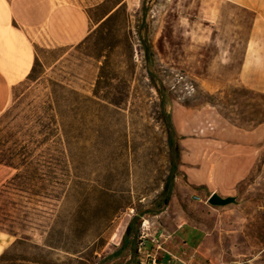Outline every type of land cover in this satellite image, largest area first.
I'll list each match as a JSON object with an SVG mask.
<instances>
[{
  "label": "rangeland",
  "instance_id": "1",
  "mask_svg": "<svg viewBox=\"0 0 264 264\" xmlns=\"http://www.w3.org/2000/svg\"><path fill=\"white\" fill-rule=\"evenodd\" d=\"M103 1L71 0L89 13L93 29L74 47L36 43L31 80L13 88L11 115L0 124V153L11 146L9 135L26 139L27 119L43 105L51 83L67 87L66 202L60 208L42 200L50 203L45 205L2 186L0 264H138L135 243L144 225L150 233L180 212L212 223L209 196L197 197L202 189L190 186L180 171L181 156H191V146L181 145L177 133L179 159L168 180L174 167L166 116L187 132L213 121L242 130L264 124V93L239 79L251 11L223 0H123L121 12L99 27L112 5L96 8ZM145 44L152 47L147 61ZM94 92L97 105L89 102ZM261 156L264 163V149ZM8 170L7 181L16 173ZM262 182L257 191L240 188L232 196L237 213L246 216L240 249L247 255L264 248ZM56 218L53 240L79 253L47 246Z\"/></svg>",
  "mask_w": 264,
  "mask_h": 264
},
{
  "label": "crops",
  "instance_id": "2",
  "mask_svg": "<svg viewBox=\"0 0 264 264\" xmlns=\"http://www.w3.org/2000/svg\"><path fill=\"white\" fill-rule=\"evenodd\" d=\"M70 1L0 0V117L10 108L13 88L32 71L36 43L74 47L93 29L86 11ZM223 1L253 14L239 79L249 89L264 93V0ZM174 127L181 145L191 146V156H181L180 171L190 186L202 189L197 197L213 193L232 197L240 188L245 193L259 189L264 180V124L242 130L213 121L187 132L176 121ZM8 169L0 164V188L11 175ZM231 205L207 206L211 224L185 219L180 212L152 230L151 237L160 244L157 264H264V248L249 255L240 249L246 239V216ZM178 220L182 221L175 226L170 222ZM149 248L155 252L154 244Z\"/></svg>",
  "mask_w": 264,
  "mask_h": 264
},
{
  "label": "trees",
  "instance_id": "3",
  "mask_svg": "<svg viewBox=\"0 0 264 264\" xmlns=\"http://www.w3.org/2000/svg\"><path fill=\"white\" fill-rule=\"evenodd\" d=\"M106 4L112 5L98 20L97 24H99V27L111 21L114 16L121 12L124 5L123 0H104L101 4L97 5L96 8H101ZM86 13L88 18L91 19L89 13ZM142 51L144 52L146 61L149 57H152V47L150 44H145L142 47ZM36 64L37 58L26 81L31 80ZM50 85L58 89L60 94L56 93L52 88L46 96L45 101H43V105L38 106L32 111L27 119L30 126L25 135L26 139L19 140L20 136L16 133L8 136L5 141L6 143L10 142L11 146L1 151L0 164L16 171V173L3 185V189L8 186H13L19 193L28 194L31 199L34 200L36 198L38 203L50 205V203L42 201L47 200L56 202L59 204L60 208H63L66 202V180L62 172L65 165L67 146L65 102L68 90L67 87L61 83L53 82ZM98 99L100 98L94 92L93 96L89 98V102L97 105L99 103L97 101ZM11 112V109L8 110L6 114L0 118V124L10 117ZM165 123L168 131V146L173 155L171 158L174 172H172V175L168 178L171 183L173 177H175V162L179 159V146L176 143V132L169 116H166ZM37 127L39 130L35 133L34 129ZM21 137H23V135ZM41 168H48L51 171L48 174H43L40 173ZM3 189L0 190V194ZM129 205L130 204L127 203L119 209H124ZM134 220L135 218L133 217L126 227L122 237L121 249L125 246L130 236ZM57 222V218L52 222L53 224L46 238L48 242L47 246L66 252L79 253L80 250H78V248L66 249L55 243L53 239H55ZM68 233L72 234L74 232L69 230Z\"/></svg>",
  "mask_w": 264,
  "mask_h": 264
},
{
  "label": "built area",
  "instance_id": "4",
  "mask_svg": "<svg viewBox=\"0 0 264 264\" xmlns=\"http://www.w3.org/2000/svg\"><path fill=\"white\" fill-rule=\"evenodd\" d=\"M154 244L155 252L149 247ZM160 249L158 239L151 237L145 225L142 227L135 243V254L138 258V264H157L156 251Z\"/></svg>",
  "mask_w": 264,
  "mask_h": 264
},
{
  "label": "water",
  "instance_id": "5",
  "mask_svg": "<svg viewBox=\"0 0 264 264\" xmlns=\"http://www.w3.org/2000/svg\"><path fill=\"white\" fill-rule=\"evenodd\" d=\"M235 202L234 197H221L216 193L211 194L207 200V203L212 207H224Z\"/></svg>",
  "mask_w": 264,
  "mask_h": 264
}]
</instances>
